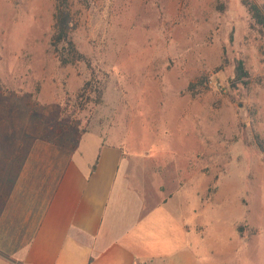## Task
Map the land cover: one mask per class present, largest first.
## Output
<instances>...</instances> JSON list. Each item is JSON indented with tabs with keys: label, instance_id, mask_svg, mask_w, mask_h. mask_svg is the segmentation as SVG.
I'll return each mask as SVG.
<instances>
[{
	"label": "rangeland",
	"instance_id": "1",
	"mask_svg": "<svg viewBox=\"0 0 264 264\" xmlns=\"http://www.w3.org/2000/svg\"><path fill=\"white\" fill-rule=\"evenodd\" d=\"M54 12L0 0V188L92 135L126 151L129 184L188 225L201 264H264V31L241 0H71L86 62L67 66Z\"/></svg>",
	"mask_w": 264,
	"mask_h": 264
},
{
	"label": "crops",
	"instance_id": "2",
	"mask_svg": "<svg viewBox=\"0 0 264 264\" xmlns=\"http://www.w3.org/2000/svg\"><path fill=\"white\" fill-rule=\"evenodd\" d=\"M46 152L13 186L4 178L0 264H201L188 225L129 184L122 147L87 135Z\"/></svg>",
	"mask_w": 264,
	"mask_h": 264
},
{
	"label": "trees",
	"instance_id": "3",
	"mask_svg": "<svg viewBox=\"0 0 264 264\" xmlns=\"http://www.w3.org/2000/svg\"><path fill=\"white\" fill-rule=\"evenodd\" d=\"M54 2L55 12L53 17L51 48L55 57L61 66L86 62L85 56L78 51L70 36L73 22L71 13V0H54ZM241 3L247 9L255 26H257L261 31H264V6H259L252 0H241ZM247 74L248 73L244 68L243 62L239 61L236 67V76L234 82L247 84L246 81H244V78L247 77ZM199 82L202 84V80ZM94 86H97L95 89L97 97L94 99V103L97 104L100 102L102 94L98 82L88 80L83 87V91L86 92L87 89H92ZM190 86L193 87L195 84H191ZM80 139L81 138L77 139V143L80 141Z\"/></svg>",
	"mask_w": 264,
	"mask_h": 264
}]
</instances>
